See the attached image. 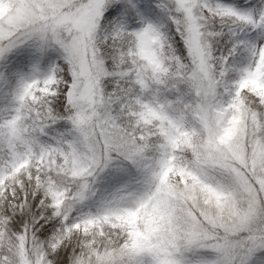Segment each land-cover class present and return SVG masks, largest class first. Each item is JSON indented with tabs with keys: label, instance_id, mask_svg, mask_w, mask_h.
Returning <instances> with one entry per match:
<instances>
[{
	"label": "snow or ice",
	"instance_id": "6c2138e0",
	"mask_svg": "<svg viewBox=\"0 0 264 264\" xmlns=\"http://www.w3.org/2000/svg\"><path fill=\"white\" fill-rule=\"evenodd\" d=\"M0 264H264V0H0Z\"/></svg>",
	"mask_w": 264,
	"mask_h": 264
}]
</instances>
